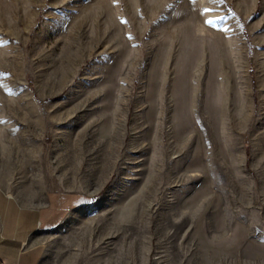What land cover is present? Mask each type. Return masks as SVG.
Listing matches in <instances>:
<instances>
[{
	"label": "rangeland",
	"instance_id": "374dc122",
	"mask_svg": "<svg viewBox=\"0 0 264 264\" xmlns=\"http://www.w3.org/2000/svg\"><path fill=\"white\" fill-rule=\"evenodd\" d=\"M61 193L38 264H264V0H0V201Z\"/></svg>",
	"mask_w": 264,
	"mask_h": 264
},
{
	"label": "crops",
	"instance_id": "0c3cea01",
	"mask_svg": "<svg viewBox=\"0 0 264 264\" xmlns=\"http://www.w3.org/2000/svg\"><path fill=\"white\" fill-rule=\"evenodd\" d=\"M58 204L57 212L42 214L48 207L23 206L1 199L2 224L0 228V262L3 264H38L41 251L38 245L31 246V236L39 230L58 225L78 200L69 195L52 196ZM23 206V207H22Z\"/></svg>",
	"mask_w": 264,
	"mask_h": 264
}]
</instances>
